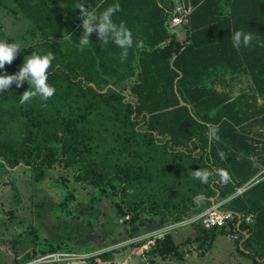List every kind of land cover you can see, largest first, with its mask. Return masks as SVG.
<instances>
[{
  "label": "trees",
  "instance_id": "trees-1",
  "mask_svg": "<svg viewBox=\"0 0 264 264\" xmlns=\"http://www.w3.org/2000/svg\"><path fill=\"white\" fill-rule=\"evenodd\" d=\"M11 1L39 36L25 52L55 57L48 70L55 94L20 104L27 82L0 93V164L37 170L58 162L131 219L159 215L174 223L225 200L222 207L234 213L229 228L202 227L205 236L235 227L242 239L236 250L264 264V177L250 184L264 169V47L254 39L236 49L231 39L243 30L264 41V0H184L192 11L172 31L160 6L171 0H83L96 11L120 5L112 19L126 24L134 42L123 62L121 50L101 45L95 33L77 50L81 0ZM24 57L19 51L0 72L16 73ZM10 117L21 122L16 137L5 133ZM213 126L218 141L206 135ZM196 169L214 173L209 183L193 178ZM150 239L162 254L175 249L168 232ZM67 249L46 240L29 259Z\"/></svg>",
  "mask_w": 264,
  "mask_h": 264
},
{
  "label": "rangeland",
  "instance_id": "rangeland-1",
  "mask_svg": "<svg viewBox=\"0 0 264 264\" xmlns=\"http://www.w3.org/2000/svg\"><path fill=\"white\" fill-rule=\"evenodd\" d=\"M2 1L0 40L19 43L27 58L25 48L39 36L20 13L6 12ZM11 120L5 133L16 137L21 122ZM72 172L55 161L37 170L0 164V264H252L236 250L242 239L236 241L230 232L210 240L199 222L171 227L159 215L131 219L117 210L109 194L76 184ZM213 204L204 203L202 211ZM164 232L175 249L162 254L151 249L148 240L162 238ZM46 240L66 242L68 249L33 263L32 248Z\"/></svg>",
  "mask_w": 264,
  "mask_h": 264
},
{
  "label": "clouds",
  "instance_id": "clouds-1",
  "mask_svg": "<svg viewBox=\"0 0 264 264\" xmlns=\"http://www.w3.org/2000/svg\"><path fill=\"white\" fill-rule=\"evenodd\" d=\"M74 8L79 9L81 27L83 29L76 48L79 52H83L90 44L89 37L95 33L99 38L101 45L114 44L120 52V59L123 62L127 59L128 50L133 46V38L131 30L123 22L117 24L112 17L121 10L120 5L112 4L103 11L90 10L89 6L85 7L83 0L77 3ZM232 44L236 49L253 46L255 39L256 45L264 47V41L255 38L251 32L243 30H235L232 33ZM23 48L19 43H9L0 40V70L4 69L6 64H11L17 53ZM54 55L51 52L39 54L31 53L24 57L23 63L19 70L14 74H6L0 72V93L11 88L13 84L21 87L27 82L28 88L20 95V104H25L34 98H39L42 102H46L55 94V87L48 83V70L52 67ZM218 128L213 126L206 133L210 140H219ZM223 156V154H221ZM214 173L207 169H196L192 172L194 179H198L201 183H209L210 177ZM215 175H219L221 182L228 178L225 171L216 170ZM200 196L197 200H202Z\"/></svg>",
  "mask_w": 264,
  "mask_h": 264
},
{
  "label": "built area",
  "instance_id": "built-area-1",
  "mask_svg": "<svg viewBox=\"0 0 264 264\" xmlns=\"http://www.w3.org/2000/svg\"><path fill=\"white\" fill-rule=\"evenodd\" d=\"M173 5L169 3L164 4L161 3L160 6L164 8V10L168 13L167 26L170 31L175 30L179 27H182L188 20V16L192 11V6L189 3H186L184 0H171ZM165 5V6H164ZM225 200L219 201L211 205L206 210L202 211L199 214L193 215L187 219L180 220L172 223L171 227H180L188 224H192L194 222H199L203 228L209 229L212 227L217 228H229V221L234 218V213L228 210L226 207H222V204ZM253 219V214H248L244 217L246 222H251ZM230 237L238 240L239 232L234 227L233 230L229 233ZM154 239L148 240L149 244H153ZM57 252H52L40 256L34 259L33 263L36 260L46 259L49 257H55Z\"/></svg>",
  "mask_w": 264,
  "mask_h": 264
},
{
  "label": "crops",
  "instance_id": "crops-1",
  "mask_svg": "<svg viewBox=\"0 0 264 264\" xmlns=\"http://www.w3.org/2000/svg\"><path fill=\"white\" fill-rule=\"evenodd\" d=\"M3 2V6L5 7L4 9L6 10V12L8 10L13 11L11 8H13V6L15 5V3L11 0H4ZM20 13V12H18ZM21 14V13H20ZM22 15V14H21ZM264 177V169H262L250 182V184L258 181L259 179ZM240 192V190H238Z\"/></svg>",
  "mask_w": 264,
  "mask_h": 264
}]
</instances>
